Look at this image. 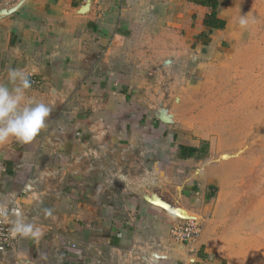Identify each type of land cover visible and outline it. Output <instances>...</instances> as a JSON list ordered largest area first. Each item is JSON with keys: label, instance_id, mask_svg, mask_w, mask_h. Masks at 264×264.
<instances>
[{"label": "crops", "instance_id": "0c3cea01", "mask_svg": "<svg viewBox=\"0 0 264 264\" xmlns=\"http://www.w3.org/2000/svg\"><path fill=\"white\" fill-rule=\"evenodd\" d=\"M142 56L240 80L224 108L263 105L264 0H0V82L21 69L24 103L53 109L32 142L0 143V203L41 232L10 231L0 264H264V197L229 186L206 139L153 123ZM189 220L201 234L182 246L171 229Z\"/></svg>", "mask_w": 264, "mask_h": 264}, {"label": "rangeland", "instance_id": "374dc122", "mask_svg": "<svg viewBox=\"0 0 264 264\" xmlns=\"http://www.w3.org/2000/svg\"><path fill=\"white\" fill-rule=\"evenodd\" d=\"M142 57L138 61L139 80L145 82V89H157V99L163 100L158 113L153 116V123L165 124L176 132L186 131L195 140L206 139L202 147L207 152L214 149L215 165L220 162L231 165L226 171L228 185L236 184L243 196L250 197L255 192L264 197V104H256L254 108L239 109L234 105L224 108L220 103L228 101L225 100L226 94L229 99L239 101L247 93L232 88L225 91L229 86H225L226 81L219 80L218 76L215 81L207 80L200 72L194 76L179 73L174 61ZM215 87L221 90L215 91ZM147 93L152 100L156 99L154 93ZM253 115L256 120L252 124Z\"/></svg>", "mask_w": 264, "mask_h": 264}, {"label": "clouds", "instance_id": "9594fccd", "mask_svg": "<svg viewBox=\"0 0 264 264\" xmlns=\"http://www.w3.org/2000/svg\"><path fill=\"white\" fill-rule=\"evenodd\" d=\"M256 22V17L253 16L250 20L248 14L240 15L237 21L241 29H246ZM30 87L29 75L17 68L8 70L7 83L0 82V143L10 138L20 143H30L47 126L46 122L53 109L44 102L24 103L26 90ZM8 216V206L0 203V219H6ZM10 231L22 237L41 236L39 227L26 221L18 212L12 220Z\"/></svg>", "mask_w": 264, "mask_h": 264}, {"label": "built area", "instance_id": "2783aa9c", "mask_svg": "<svg viewBox=\"0 0 264 264\" xmlns=\"http://www.w3.org/2000/svg\"><path fill=\"white\" fill-rule=\"evenodd\" d=\"M27 189L30 190V188ZM8 209V218L0 219V253L7 251L8 247L10 246L11 235L8 222L11 219L16 218L17 212L21 214V209L15 203L8 206ZM201 230V225L197 221L189 220L175 225L171 229V238L174 242L182 246H189L197 241L201 234Z\"/></svg>", "mask_w": 264, "mask_h": 264}, {"label": "trees", "instance_id": "16d2710c", "mask_svg": "<svg viewBox=\"0 0 264 264\" xmlns=\"http://www.w3.org/2000/svg\"><path fill=\"white\" fill-rule=\"evenodd\" d=\"M183 150L185 151V150H187L190 154L189 155H193V154H195L196 152H197V150L196 149H190V148H186V147H180V151L183 153Z\"/></svg>", "mask_w": 264, "mask_h": 264}]
</instances>
